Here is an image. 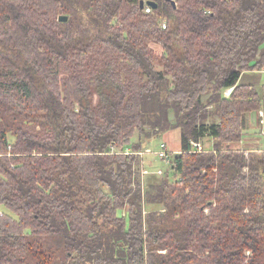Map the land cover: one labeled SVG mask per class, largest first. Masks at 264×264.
<instances>
[{"label":"trees","instance_id":"trees-1","mask_svg":"<svg viewBox=\"0 0 264 264\" xmlns=\"http://www.w3.org/2000/svg\"><path fill=\"white\" fill-rule=\"evenodd\" d=\"M154 1L0 0V264H264V150L239 146L264 0ZM171 131L144 187L137 153Z\"/></svg>","mask_w":264,"mask_h":264},{"label":"rangeland","instance_id":"rangeland-1","mask_svg":"<svg viewBox=\"0 0 264 264\" xmlns=\"http://www.w3.org/2000/svg\"><path fill=\"white\" fill-rule=\"evenodd\" d=\"M117 21H118V19L115 20V23ZM150 46L152 47V50L154 51L156 61L158 63L157 67H158V69L162 70L163 66L161 64L162 63L161 62V56L163 54V49L158 44H151ZM159 64H161V65H159ZM262 93H264V92H262ZM93 94H94L93 105L94 106L100 105L101 104V97H102L101 93L98 91V89L94 88ZM12 120L11 119L7 120V118L2 116V117H0V125L2 127L6 128V130H8L9 128L15 129V128H17L18 123H16L14 120L12 121ZM211 120H213V119H211ZM169 138H170V142L168 141V143H169L170 149L175 151L176 155H179L181 153V150H180L181 149V142L179 140V133L177 131H175V132L170 134ZM138 139H139V134L137 133L133 139V142L136 143L138 141ZM165 140H167L165 136L156 137L145 145V149H151L152 151L156 152L159 150V145L161 144V142H163ZM205 146H204L205 150L210 151L208 149L210 147V145L206 143ZM130 150H131L130 148L126 149L127 152H129ZM249 153L250 152H248V151L246 152V154H249ZM143 167L145 169L149 170L150 172H152V171L157 172L158 170H162V172L165 174L167 171H169V165H167L165 162H163V161L159 160L158 158L151 156V155H145L143 157ZM136 170H138V166L136 167ZM137 172L141 175V181H142L143 186L147 187L148 185H150V183L152 181L150 182L149 180L147 181L145 177L143 178L140 170H138ZM161 180L162 179L156 180V182L161 181ZM153 182H155V181H153Z\"/></svg>","mask_w":264,"mask_h":264},{"label":"crops","instance_id":"crops-1","mask_svg":"<svg viewBox=\"0 0 264 264\" xmlns=\"http://www.w3.org/2000/svg\"><path fill=\"white\" fill-rule=\"evenodd\" d=\"M240 80L242 83L255 85L258 91L260 92V94L262 95V97L264 98V93H262L264 92V67L261 70L243 72ZM259 112H252L247 115V129L244 133V137L241 143L239 144L240 147L244 148L248 152H252L256 149L264 150V125L261 124V115ZM173 132L175 131H171L165 135L167 142L168 141L170 142L169 136ZM179 140H180V133H179ZM206 143L210 145L208 149L212 151L214 145L213 138L206 137L203 141V145L205 146ZM147 155L156 157L154 154H147ZM142 177L143 178L145 177L146 180L147 181L149 180L150 182L161 179L159 176L155 174V171H152L151 174L146 176L142 175Z\"/></svg>","mask_w":264,"mask_h":264},{"label":"built area","instance_id":"built-area-1","mask_svg":"<svg viewBox=\"0 0 264 264\" xmlns=\"http://www.w3.org/2000/svg\"><path fill=\"white\" fill-rule=\"evenodd\" d=\"M148 1H154V0H144L145 5H144V9L142 11L146 14H154L155 9L151 5H148V3H147ZM168 1H170L171 3L175 2V4L177 5V0H168ZM162 27H163V29L167 28V21L166 20H164L162 22ZM233 90H234V88L227 89L225 91V95L230 96L232 94ZM259 113L261 115V124L264 125V111L261 110ZM190 151L195 152V153H203L206 150H205V147H204L202 142H192ZM126 153L127 154L131 153V150L129 152L126 151ZM137 154L140 157V159H142L141 163H140L139 170L143 176H146V175L151 174V172L143 167V157L145 155L154 154L159 160H161V161L165 162L167 165H169L171 163V158L175 154V152L170 149L168 142L165 140V141L161 142V144L159 145L158 151L154 152L151 149H145L144 151L138 152ZM155 174L157 176H159L160 178H163V176H164V173L162 172V170H158L157 172H155ZM0 213H2L1 210H0Z\"/></svg>","mask_w":264,"mask_h":264},{"label":"water","instance_id":"water-1","mask_svg":"<svg viewBox=\"0 0 264 264\" xmlns=\"http://www.w3.org/2000/svg\"><path fill=\"white\" fill-rule=\"evenodd\" d=\"M147 3H148V5H151L154 9L158 8V4L155 1H148ZM172 4L174 6H176L175 2H172ZM144 5H145L144 0H141L140 1V10L144 9ZM67 20H68V17H66V16H60V18H59L60 22H66Z\"/></svg>","mask_w":264,"mask_h":264}]
</instances>
